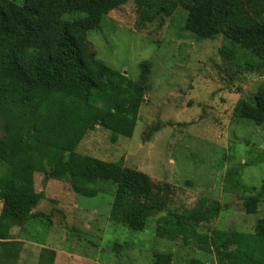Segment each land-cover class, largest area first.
Instances as JSON below:
<instances>
[{
	"label": "rangeland",
	"instance_id": "obj_1",
	"mask_svg": "<svg viewBox=\"0 0 264 264\" xmlns=\"http://www.w3.org/2000/svg\"><path fill=\"white\" fill-rule=\"evenodd\" d=\"M186 18V10L170 0H146L141 10L129 0L88 31L97 58L130 79L138 80L143 62L150 65L134 133L113 142L112 132L96 125L71 150L41 149L46 165L34 172L40 199L30 213L4 215L0 195V224L8 229L6 238H0V264H237L191 233L174 239L158 235L157 221L165 212L150 217L141 231L111 222L116 184L87 183L97 192L84 196L70 176H52L47 159L60 152L122 160L123 166L147 171L155 182L173 187L167 211L219 204L210 217L197 218L200 233L255 231L264 218V199L251 213L246 202L260 196L264 129L235 116L234 107L240 99L253 98L264 84V65L221 34L198 38L186 29ZM12 107L11 115L30 112L24 104ZM8 120L0 112L1 137ZM10 167L0 160V174Z\"/></svg>",
	"mask_w": 264,
	"mask_h": 264
},
{
	"label": "trees",
	"instance_id": "obj_2",
	"mask_svg": "<svg viewBox=\"0 0 264 264\" xmlns=\"http://www.w3.org/2000/svg\"><path fill=\"white\" fill-rule=\"evenodd\" d=\"M129 0H0V112L9 118L0 136V160L11 167L0 174L3 214L30 213L40 199L34 172L43 171L41 149H73L87 131L100 125L112 132L113 142L131 137L146 98L150 65L142 63L138 80H132L97 58L87 40L88 31L103 17ZM146 0H135L141 10ZM186 10L185 27L200 39L221 34L260 59L264 65V0H170ZM29 106V114L11 115L12 105ZM234 114L264 129V84L251 99H240ZM26 117V119H25ZM26 120V124L24 120ZM54 177L70 176L76 190L94 196L86 184H116L110 221L141 231L150 217L161 212L158 235L174 239L189 233L206 243L219 257L237 264H264V218L253 233L214 229L197 231V222L219 209L204 203L190 212L167 211L174 193L169 183H157L140 170L121 162H105L72 153L56 152L47 158ZM264 199H247L254 212ZM198 218V219H197ZM8 229L0 224V238Z\"/></svg>",
	"mask_w": 264,
	"mask_h": 264
},
{
	"label": "crops",
	"instance_id": "obj_3",
	"mask_svg": "<svg viewBox=\"0 0 264 264\" xmlns=\"http://www.w3.org/2000/svg\"><path fill=\"white\" fill-rule=\"evenodd\" d=\"M145 173L147 172V171H144ZM148 174V173H147Z\"/></svg>",
	"mask_w": 264,
	"mask_h": 264
}]
</instances>
